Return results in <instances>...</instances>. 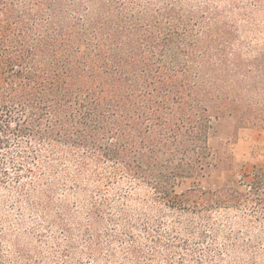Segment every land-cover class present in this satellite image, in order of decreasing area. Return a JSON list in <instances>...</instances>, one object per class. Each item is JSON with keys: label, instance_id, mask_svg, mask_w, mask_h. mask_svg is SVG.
I'll list each match as a JSON object with an SVG mask.
<instances>
[{"label": "trees", "instance_id": "16d2710c", "mask_svg": "<svg viewBox=\"0 0 264 264\" xmlns=\"http://www.w3.org/2000/svg\"><path fill=\"white\" fill-rule=\"evenodd\" d=\"M0 23V264H264V162L178 191L224 163L221 121L264 129V43L176 0H0Z\"/></svg>", "mask_w": 264, "mask_h": 264}, {"label": "rangeland", "instance_id": "374dc122", "mask_svg": "<svg viewBox=\"0 0 264 264\" xmlns=\"http://www.w3.org/2000/svg\"><path fill=\"white\" fill-rule=\"evenodd\" d=\"M185 5L190 10H199L201 7H211L221 14H224L226 20L236 23L239 35L245 40H254V46H262L264 43V0H176ZM3 23H0V35L3 30ZM253 49V48H252ZM218 136L213 141V146L221 152L224 160L217 169H213L211 176L202 178H193L187 181V184L178 188L179 192L186 188L196 185H205L214 189L225 185L238 186L241 181H250L256 164L264 162V129L253 126H243L237 120L226 119L218 125ZM7 200V198H4ZM3 209L12 216V220L18 219L20 212L18 206L7 201ZM14 222V221H13ZM106 250L103 251V257L99 264H115L107 260ZM193 259L203 257V250L193 249ZM163 252H159L157 257L158 264L163 263ZM189 258V257H188ZM188 258L186 263L188 264ZM264 260V252L262 255ZM90 264L92 259H86ZM207 264H215L213 260L207 259ZM118 263V262H117ZM91 264H97L93 261ZM220 264V263H219ZM223 264H237L234 260H228Z\"/></svg>", "mask_w": 264, "mask_h": 264}]
</instances>
